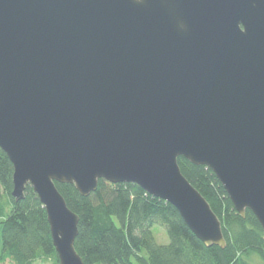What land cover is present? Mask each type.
Segmentation results:
<instances>
[{"label": "water", "instance_id": "water-1", "mask_svg": "<svg viewBox=\"0 0 264 264\" xmlns=\"http://www.w3.org/2000/svg\"><path fill=\"white\" fill-rule=\"evenodd\" d=\"M0 148L16 201L31 185L59 264H85L84 196L131 182L226 246L179 157L213 170L264 231V0H0Z\"/></svg>", "mask_w": 264, "mask_h": 264}, {"label": "trees", "instance_id": "trees-1", "mask_svg": "<svg viewBox=\"0 0 264 264\" xmlns=\"http://www.w3.org/2000/svg\"><path fill=\"white\" fill-rule=\"evenodd\" d=\"M183 174L209 201L222 223L226 246H207L188 227L178 209L131 182L99 179L82 195L74 184L56 182L79 218L75 247L85 264H256L264 260V231L246 209L241 215L212 169L179 157ZM14 167L0 148V264H59L47 211L29 184L25 198L12 195ZM166 229L159 243L155 226Z\"/></svg>", "mask_w": 264, "mask_h": 264}, {"label": "rangeland", "instance_id": "rangeland-1", "mask_svg": "<svg viewBox=\"0 0 264 264\" xmlns=\"http://www.w3.org/2000/svg\"><path fill=\"white\" fill-rule=\"evenodd\" d=\"M154 234H155V237H156V239H157V241L159 243L165 244V243L169 242V237H168L167 231H166V229L164 227L159 226V225L155 226ZM254 262L256 264H264V260H262V259H260L258 257L255 258ZM4 264H12V263L7 261ZM42 264H53V262L52 261H48V262L42 263Z\"/></svg>", "mask_w": 264, "mask_h": 264}]
</instances>
